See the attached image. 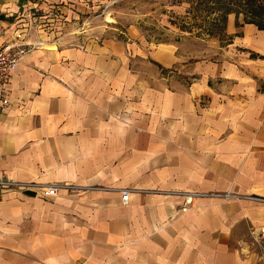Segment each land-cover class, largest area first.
Listing matches in <instances>:
<instances>
[{"label":"crops","instance_id":"crops-1","mask_svg":"<svg viewBox=\"0 0 264 264\" xmlns=\"http://www.w3.org/2000/svg\"><path fill=\"white\" fill-rule=\"evenodd\" d=\"M69 1L0 0V44L33 45L0 114L22 183L0 196V264H264V29L229 14L215 59L84 43L52 27Z\"/></svg>","mask_w":264,"mask_h":264},{"label":"rangeland","instance_id":"rangeland-1","mask_svg":"<svg viewBox=\"0 0 264 264\" xmlns=\"http://www.w3.org/2000/svg\"><path fill=\"white\" fill-rule=\"evenodd\" d=\"M76 4H65L77 12L74 18L68 11H50L56 32L77 33L84 43L139 36L150 48L169 45L178 53L209 59H215L213 54L218 52H210L209 41L217 39L221 47L230 41L225 31L229 14L242 18L236 14V0H79Z\"/></svg>","mask_w":264,"mask_h":264},{"label":"built area","instance_id":"built-area-1","mask_svg":"<svg viewBox=\"0 0 264 264\" xmlns=\"http://www.w3.org/2000/svg\"><path fill=\"white\" fill-rule=\"evenodd\" d=\"M20 34L17 35V38ZM33 45H27L25 43L14 42L7 43L4 45L0 44V114L6 110L11 101L8 97L7 93V82L9 77V72L11 68H13L16 64H18L20 58L26 54ZM22 183L19 181L13 180L6 175V173L0 170V196L9 190H14L20 188ZM57 193V185H49L46 188H43L42 194L43 196H54ZM121 200L124 203H127V199L129 196V190L123 189L121 192ZM194 195V194H193ZM223 197L228 198L231 196L230 192H223ZM192 195H188L185 197L186 203L190 202ZM251 198H255L264 202V198L252 196ZM261 237L264 239V230H261Z\"/></svg>","mask_w":264,"mask_h":264},{"label":"trees","instance_id":"trees-1","mask_svg":"<svg viewBox=\"0 0 264 264\" xmlns=\"http://www.w3.org/2000/svg\"><path fill=\"white\" fill-rule=\"evenodd\" d=\"M237 15L242 21L253 23L258 29H264V0H236Z\"/></svg>","mask_w":264,"mask_h":264}]
</instances>
